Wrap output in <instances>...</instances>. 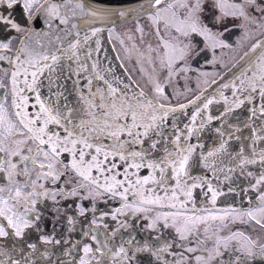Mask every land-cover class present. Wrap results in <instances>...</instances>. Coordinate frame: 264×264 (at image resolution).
<instances>
[{
  "label": "snow or ice",
  "instance_id": "6c2138e0",
  "mask_svg": "<svg viewBox=\"0 0 264 264\" xmlns=\"http://www.w3.org/2000/svg\"><path fill=\"white\" fill-rule=\"evenodd\" d=\"M229 19L232 68L166 91ZM0 89V264H264V0H0Z\"/></svg>",
  "mask_w": 264,
  "mask_h": 264
},
{
  "label": "flooded vegetation",
  "instance_id": "af4514ba",
  "mask_svg": "<svg viewBox=\"0 0 264 264\" xmlns=\"http://www.w3.org/2000/svg\"><path fill=\"white\" fill-rule=\"evenodd\" d=\"M218 14V13H217ZM139 23L144 24L145 25V30H147L148 27V21H147V17L146 16H142ZM227 24L229 26V28L231 29L230 32L225 34V39L233 44V51H229L228 49H223V50H217V56L219 58L221 62H218L217 64L213 65V64H207L206 61L210 60L212 58V53L210 51L202 53L200 56L198 57H193L192 59H189L186 63L189 64L193 69L197 70V71H191L188 72L186 74H182L181 77H175L174 81H173V85H170L166 88V91H168L169 93L175 91L177 88L180 90H183L185 87H189L191 89H193L194 93H198L199 89L204 87V85L201 83V81L204 79L203 77H200L199 81L197 79V75L198 72H209V73H219L220 75H224L226 72H228V68H232V65L235 63L236 59H238L239 54H242L243 51L247 50V46L249 45V41H242L244 47H238L237 46V42L241 41V37H243L244 32L243 30L239 27V25L241 24V21L239 19H229L227 21ZM137 25V21L136 19H131L127 22H124L120 25L115 26V30L117 33H120L121 35H125V34H132L135 33V29ZM127 26V27H126ZM125 27V28H124ZM172 35H175V33L173 32ZM256 38H259L258 34H255ZM145 38L147 39V42H150L148 40H151V38L145 36ZM168 38V37H166ZM126 39V36H125ZM183 40V38H181ZM110 43L113 45H115V51L116 53H119V59L124 60L122 53H121V48L119 47H123L119 44V42L117 40H113V39H109ZM135 42H138V40L136 39ZM185 43H187V41H184ZM194 42L196 45L198 46H202L203 44V38L201 37H195L194 38ZM251 42H254L251 41ZM132 41H128L126 39V45H131ZM151 43V42H150ZM158 39L156 37V41H155V47L158 45ZM241 52V53H240ZM126 59V58H125ZM130 63L132 65L136 64V60L135 58L130 59ZM225 64H227V68L224 66ZM136 69V68H135ZM128 72V71H127ZM129 73V72H128ZM130 74V73H129ZM131 75V74H130ZM184 75H187L188 79L185 80L183 78ZM131 77L133 78V80H135L137 83H139L138 80H140V84L142 85L143 78L141 80L140 76L137 74V72L133 71V76L131 75ZM138 77V78H136ZM217 79H219L217 77ZM199 84V87H198ZM4 90L0 89V93H3ZM188 98H191V94L189 95ZM101 207H103V205H101Z\"/></svg>",
  "mask_w": 264,
  "mask_h": 264
},
{
  "label": "water",
  "instance_id": "95a60500",
  "mask_svg": "<svg viewBox=\"0 0 264 264\" xmlns=\"http://www.w3.org/2000/svg\"><path fill=\"white\" fill-rule=\"evenodd\" d=\"M129 2L132 4L133 7L137 6V0H129ZM139 2H142V0H139ZM131 19H134V18L117 20L114 25L110 24V23H101V22H97V24H96L97 27L105 28V32L101 34L102 35L103 48H104V50H106L107 56L111 60L112 65L116 68L117 74L121 75L125 79H126V75L124 73V69L119 66V60L120 59L117 58V53H116L115 49L113 48L112 44L110 43V40H109L108 34H107V30L109 28H112L113 26L115 27V26L120 25L124 22H127ZM232 71L235 72V71H237V69L233 68ZM127 75H130V74L127 72ZM213 87H215V86H213ZM209 91H211V89H209ZM230 203H235V204H237L239 206H243V207L248 206L246 200H243L241 197H236V196H232V195H230L226 198L221 197L220 201H218V204L220 206H226L227 204H230Z\"/></svg>",
  "mask_w": 264,
  "mask_h": 264
},
{
  "label": "rangeland",
  "instance_id": "374dc122",
  "mask_svg": "<svg viewBox=\"0 0 264 264\" xmlns=\"http://www.w3.org/2000/svg\"><path fill=\"white\" fill-rule=\"evenodd\" d=\"M127 27V26H126ZM136 27V26H135ZM125 28V27H124ZM145 36H147V37H149V38H151V40H148V41H150L151 42V44L153 45V47H155V41H156V35L154 34V33H150L149 32V28L147 27V30H146V35ZM137 40H138V42H136V44L141 48V50H144V47H145V43L147 42V39L145 38V42L144 43H141V41H140V39H139V37H138V35H137ZM119 48H121V53H122V56L124 57L123 59H124V67L127 69V71L133 76V71L134 72H137V74L140 76V78H141V74L139 73V71H138V67H139V65L136 63L135 65H132L131 63H130V59L126 56V54L124 53V50H123V47H119ZM241 53V52H240ZM126 58V59H125ZM133 58H135V56H133ZM136 68V69H135ZM136 78H138V77H136ZM141 80H142V78H141ZM139 81V83H140V80H138ZM142 85H144V82H142Z\"/></svg>",
  "mask_w": 264,
  "mask_h": 264
}]
</instances>
